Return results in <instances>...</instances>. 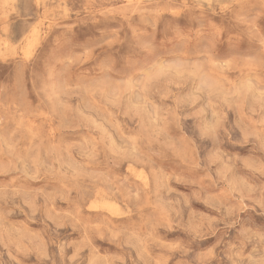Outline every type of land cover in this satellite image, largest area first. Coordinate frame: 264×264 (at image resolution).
<instances>
[{"label":"rangeland","instance_id":"374dc122","mask_svg":"<svg viewBox=\"0 0 264 264\" xmlns=\"http://www.w3.org/2000/svg\"><path fill=\"white\" fill-rule=\"evenodd\" d=\"M0 264H264V0H0Z\"/></svg>","mask_w":264,"mask_h":264}]
</instances>
